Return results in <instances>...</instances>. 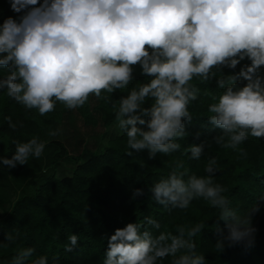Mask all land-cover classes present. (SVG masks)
I'll return each instance as SVG.
<instances>
[{"label":"clouds","instance_id":"clouds-1","mask_svg":"<svg viewBox=\"0 0 264 264\" xmlns=\"http://www.w3.org/2000/svg\"><path fill=\"white\" fill-rule=\"evenodd\" d=\"M9 4L19 15L0 23V68L8 69L0 78V90L27 109L44 116L57 102L70 110L82 107L90 96L125 89L139 65L150 79L120 96L114 114L126 135L128 155L147 150L148 158L155 159L157 154L180 151L179 141L188 136L186 122L193 119L190 105L200 91L194 79L207 84L215 78L223 89L217 102L208 106L209 123L221 130L211 143L237 150L249 136L264 138L260 74L264 0H9ZM245 58L250 64L238 73L218 76L213 71L221 66L235 69ZM241 78L246 83L237 86ZM5 120L15 129L10 117ZM58 134L59 130L49 133ZM12 143V154L0 155V168L27 165L45 149L37 137ZM211 143H192L184 155L200 160ZM219 167L216 157L209 156L206 174L197 176L178 162L151 187L152 198L165 209L180 210L195 200L207 201L218 210L215 218L226 229L217 223L216 252L234 246L250 249L258 231L253 217L261 205L254 204L243 214L231 207L228 190L214 182ZM143 195L144 190L136 188L132 198ZM204 225L202 221L180 227L173 234L160 231V222L151 216L128 222L106 236L104 264H162L166 258H171L170 264H206L194 239ZM7 239L14 237L8 234ZM77 244L78 237L72 234L64 250L71 252ZM35 252L22 247L11 264H49L46 255L30 259Z\"/></svg>","mask_w":264,"mask_h":264},{"label":"trees","instance_id":"trees-1","mask_svg":"<svg viewBox=\"0 0 264 264\" xmlns=\"http://www.w3.org/2000/svg\"><path fill=\"white\" fill-rule=\"evenodd\" d=\"M0 9V23L8 16L18 18L19 14L11 10L9 0H0ZM247 64L250 61L245 58L235 69L221 66L213 71L218 76L230 75L238 73ZM7 73L8 69L0 68V78ZM260 74H264V66ZM148 79L150 77L142 75L137 65L133 70V80L125 89L112 94L102 93L100 98L90 96L84 106L71 111L85 125L99 123L104 128L103 134H106L109 126L117 122L114 114L118 110L120 96L127 95ZM192 83L200 91L198 99L190 105L193 119L190 123L186 122L188 136L179 141L182 145L180 151L167 156L157 154L155 159L148 158L147 150L128 155L127 138L121 130L100 145L93 148L84 146L79 153L72 155L68 153L61 134V123L68 118L70 109L57 102L53 112L41 116L36 109H27L8 97L6 90H0L1 155L12 154L14 140L21 142L43 136L49 126L59 130V134L46 143L54 149L49 156V167L32 171V187L26 188L23 177L15 181L18 166L0 168V191L7 189V193L17 189L14 199L0 218V264H11L18 249L28 246L36 250L30 259L46 255L49 264L54 260L58 264H104L106 236L128 222H142L146 216L160 222V231L168 230L173 234L180 227L188 228L205 221L202 233L194 239L197 252L205 255L206 264H264V201L260 200L264 197V138L249 136L237 150L211 143V138L221 130L209 123L208 117L212 113L208 111V106L217 102L215 98L223 89L217 86L215 78L207 84L199 79H194ZM245 83L242 78L236 81L237 86ZM105 96L111 97L110 100L106 101ZM5 117L11 118L15 129L9 126ZM202 141L211 143V146L205 148L200 160L184 155L190 144ZM209 156L216 157L218 161L220 167L214 182L228 190L225 195L231 207L238 208L243 214L254 204L261 205L260 211L253 217L258 231L255 244L250 249L234 246L222 253L216 252V225L218 223L224 229V222L216 220L218 210L207 201L195 200L187 210H180L165 209L152 198L151 187L167 177L178 162H182L191 173L204 176V165ZM61 163L68 174L58 176L56 167ZM29 164L25 167L30 172ZM11 177L14 180L12 188ZM136 188L143 189L145 195L133 199L132 193ZM8 234H12L14 239L9 241ZM72 234L77 235L78 244L73 251L66 252L65 245ZM170 259L166 258L162 264H170Z\"/></svg>","mask_w":264,"mask_h":264},{"label":"rangeland","instance_id":"rangeland-1","mask_svg":"<svg viewBox=\"0 0 264 264\" xmlns=\"http://www.w3.org/2000/svg\"><path fill=\"white\" fill-rule=\"evenodd\" d=\"M69 111V116L68 118L64 119V121L61 123L62 124V140L64 145L66 146V149L68 153L74 155L80 152L82 147H88V148H93L95 146L100 145L105 141V139L115 133L119 132V127L117 125V122L112 123L106 134H103L104 128L97 123L94 126L90 125H85L82 123V121L77 117V115L73 112ZM57 130V128L55 127ZM47 131L44 133V135L39 136L41 141L45 142V149L43 154L41 155L40 158H30L28 162L30 164L28 165L30 167V172L28 169L25 167V165L18 166V173L16 176H14L15 181H20V178L23 177L22 182L25 181L27 183L26 188H30L33 185L32 181V175L34 174L35 170H43L49 167V156L54 150L51 148L49 145H47V141L52 137L49 135L51 131H54V126H49ZM27 140H21V142H26ZM1 155V154H0ZM16 166V167H17ZM36 171L35 173H37ZM56 174L58 176L66 175L68 174V170L66 167L63 166V164H58L56 167ZM35 183V180H34ZM14 184V180L11 177L10 179V188L11 185ZM8 188V189H10ZM7 190V189H6ZM6 190L0 191V218L5 214L10 202L12 199H14L15 194L17 192V189L15 191L9 190L6 193Z\"/></svg>","mask_w":264,"mask_h":264}]
</instances>
